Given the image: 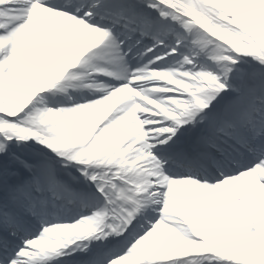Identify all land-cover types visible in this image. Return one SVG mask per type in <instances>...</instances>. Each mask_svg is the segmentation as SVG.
Here are the masks:
<instances>
[{
	"label": "snow or ice",
	"instance_id": "6c2138e0",
	"mask_svg": "<svg viewBox=\"0 0 264 264\" xmlns=\"http://www.w3.org/2000/svg\"><path fill=\"white\" fill-rule=\"evenodd\" d=\"M0 264H264V0H0Z\"/></svg>",
	"mask_w": 264,
	"mask_h": 264
}]
</instances>
